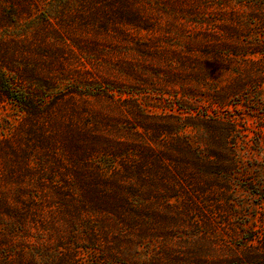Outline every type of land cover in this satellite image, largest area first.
I'll list each match as a JSON object with an SVG mask.
<instances>
[{
  "label": "trees",
  "instance_id": "16d2710c",
  "mask_svg": "<svg viewBox=\"0 0 264 264\" xmlns=\"http://www.w3.org/2000/svg\"><path fill=\"white\" fill-rule=\"evenodd\" d=\"M1 5L0 264H264V0Z\"/></svg>",
  "mask_w": 264,
  "mask_h": 264
},
{
  "label": "rangeland",
  "instance_id": "374dc122",
  "mask_svg": "<svg viewBox=\"0 0 264 264\" xmlns=\"http://www.w3.org/2000/svg\"><path fill=\"white\" fill-rule=\"evenodd\" d=\"M21 7V6H20ZM3 9V6L1 5L0 6V12L1 10ZM32 14V13H31ZM30 17V14H24L23 15V18H28ZM168 19V18H167ZM92 38V42L98 44L95 49L100 52H97L95 51L94 53V56L96 58H100V60H98V62H96V66H99L100 64L102 65H109V60H108V57L106 56L108 54V52L110 53V51H112V49L114 48H117L119 46H117L114 42H110L109 39L110 37L108 35H97V37H94V36H91ZM107 51V52H106ZM98 53H100L101 55H99ZM82 59V62L85 63L86 62V59L84 58H81ZM89 68V65L86 64ZM162 70V69H161ZM163 71V70H162ZM93 74H97L98 71L95 70L92 72ZM147 75H155L153 80H159L158 77L159 76V69H156V68H149ZM125 78V77H124ZM161 80H163L164 82V77H160ZM157 87H162L160 85H158ZM150 96V95H149ZM166 101H169V100H166ZM163 104H166L168 105V103H163ZM3 114H0V122L2 123L3 121V115L5 114H8L10 115V117L12 118H15L17 116H15V114H12L14 113L13 111H10L9 109H7L6 111L2 110L1 111ZM234 113V117H236L237 119H239L240 123H242L244 125V127H247L248 129L252 130L253 132H250L252 136H254L255 138H257L258 136L254 134V132H259L260 129H262L264 131V126L261 128V123H264V115H263V111L262 110H258V111H255V110H252V109H249V108H246V109H239ZM12 115V116H11ZM263 186H264V177H263Z\"/></svg>",
  "mask_w": 264,
  "mask_h": 264
}]
</instances>
